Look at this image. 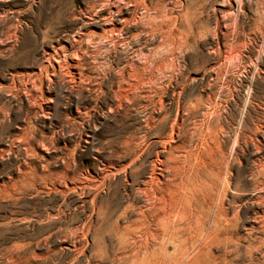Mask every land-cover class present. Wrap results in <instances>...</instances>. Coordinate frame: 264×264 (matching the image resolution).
Instances as JSON below:
<instances>
[{
  "label": "rangeland",
  "instance_id": "1",
  "mask_svg": "<svg viewBox=\"0 0 264 264\" xmlns=\"http://www.w3.org/2000/svg\"><path fill=\"white\" fill-rule=\"evenodd\" d=\"M145 1L181 29L155 86L122 76L160 36L0 0V264H263L264 0ZM152 174L159 223L134 226Z\"/></svg>",
  "mask_w": 264,
  "mask_h": 264
},
{
  "label": "bare ground",
  "instance_id": "2",
  "mask_svg": "<svg viewBox=\"0 0 264 264\" xmlns=\"http://www.w3.org/2000/svg\"><path fill=\"white\" fill-rule=\"evenodd\" d=\"M94 8L107 11V15L104 16L102 20L104 21L105 24H109L110 27L109 28L107 27L101 30V34L103 35H106V34L116 35L118 33H121L124 29H128L129 27H135L137 32L134 35V38H137L140 36H143V37L148 36L150 40H153L156 37L160 36L161 41L163 42L161 45H158L156 47L154 53L152 52V54L151 52H149V54L146 53L147 54L146 55L141 52V55L144 56V63H142L141 65H138L135 63H131L128 66L126 65L127 67L125 69V74L122 76L123 83H126L127 85H132L133 83L134 84L136 83L142 86L145 85L146 83H149L155 86L156 81L158 80L157 74H164V73H167L168 71H172L175 69L176 66H175V60H174L175 55L174 54L177 51H179L182 47V45L180 46L181 37H179V34L181 33V29L179 26L175 24V21L172 20L171 22V19H169V17L168 18L166 17V20L162 21L161 23L158 22V17H160V15H158L155 12L152 2L150 1L146 2L145 0H95V2L92 4V9ZM138 9H141L140 10L142 11L141 15H137ZM123 11L125 13L124 15L121 16ZM147 98H148V101H150V97L148 96ZM165 119L166 117L164 116L162 121H164ZM172 122L173 123L170 124L171 135L169 136V138L166 139L161 136V137H158L156 141V143H158V145L161 148L160 152H165L167 144H169V142L172 140V135L175 134L173 131L175 121H172ZM233 150H234V147L230 149L229 155L232 154ZM158 162H162V161L158 160ZM260 171L264 172V163L261 164ZM262 177H263V180H261L259 183V186H260L259 192H262V194L259 196V200L264 201V175H262ZM157 183H158V180L155 174H152L151 177H149V180L143 183L144 188H146L147 190L151 192V199H149L148 197L145 200L143 198H140V200L143 203H147V205L144 206L146 209V213L143 210L139 211L136 214V218L131 221L132 225L142 227V228H146V226L152 225V228H153L159 223L158 222L159 219H157L156 217L157 212H156V205L154 202V198H156ZM224 183L225 182L223 180L221 182L222 187H224L223 186L225 185ZM144 188L141 190L142 192L143 190H145ZM140 189H139V192H140ZM223 220H224V223H227L229 221V218L227 217V215L224 216ZM260 225H261L260 230L264 235V211L262 212V215H260ZM227 228H229L228 225H227ZM149 234L153 235V233L151 232ZM263 242H264V237L260 239L261 245ZM137 264H158L157 257H156V251L154 250L151 251V253H149V256L147 258L141 257L137 261Z\"/></svg>",
  "mask_w": 264,
  "mask_h": 264
}]
</instances>
